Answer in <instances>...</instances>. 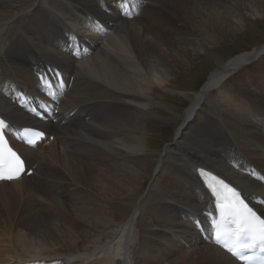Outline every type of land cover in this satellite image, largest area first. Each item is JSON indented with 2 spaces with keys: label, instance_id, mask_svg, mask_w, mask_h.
<instances>
[{
  "label": "bare ground",
  "instance_id": "bare-ground-1",
  "mask_svg": "<svg viewBox=\"0 0 264 264\" xmlns=\"http://www.w3.org/2000/svg\"><path fill=\"white\" fill-rule=\"evenodd\" d=\"M54 1L73 17H60L44 0H0V117L11 133L29 126L41 129L47 136L41 144L48 143L45 151L54 155L40 169L42 145L13 144L15 137H9L33 173L0 184V264H235L211 241L215 202L206 196L196 170L235 187L264 216V80L249 79L247 87L237 90L226 86L234 73L264 55V44L210 73L173 144L160 156L156 189L149 197L135 202L130 182L143 161L147 96L188 63V50L175 51L170 37L196 57L203 43L230 38L246 12L262 19L264 3L112 0L110 6L108 0ZM165 4L177 12H164ZM38 7L46 8L43 18L33 9ZM35 20L44 21L42 30H34ZM148 36L164 49L147 42ZM45 45L50 55L37 49ZM171 52L178 62L167 55ZM55 71L67 83L65 94L55 84ZM149 72L160 79L149 80ZM42 103L53 105L59 115L37 120L31 111ZM204 104L211 105L206 114L200 111ZM192 118L211 135V145L199 127L190 125ZM37 192L53 204L60 201L58 209L43 210L34 200ZM144 229H154L158 236L152 240Z\"/></svg>",
  "mask_w": 264,
  "mask_h": 264
},
{
  "label": "rangeland",
  "instance_id": "rangeland-1",
  "mask_svg": "<svg viewBox=\"0 0 264 264\" xmlns=\"http://www.w3.org/2000/svg\"><path fill=\"white\" fill-rule=\"evenodd\" d=\"M25 1L29 3L39 0H25ZM44 1L47 4L46 8L47 7L55 8V12L60 17H65V18L73 17L72 12L66 9L64 10V8L60 9L59 7L55 6L54 0H52V2L50 0H44ZM260 1L264 3V0H260ZM107 2L109 3L110 6L112 5L114 6L112 0H108ZM75 6L78 7L77 5ZM91 7H94V5L91 4ZM155 7L158 8L159 5ZM46 8L44 10H42L39 7L33 9L38 13H40L41 17L43 18ZM161 8H162L161 10H163L164 12L165 9L166 10L169 9L175 13L177 12L176 8H170L169 5L166 4L164 7L162 6ZM246 14L247 12L244 14L245 17L244 16H243L244 18L242 17L239 29L235 33H233L230 38H227L224 41H220L212 45L211 44L206 45V43H203L205 46L200 51H198V55L196 57L192 56L194 55V53L190 52L189 48H187L185 44L183 45V43L177 41L178 38L171 36L169 39L170 41L167 39L170 45L175 43V45H172L175 51L176 49L178 50L183 49L184 51L188 50L189 53L184 55L186 56L188 63L183 62L182 66H180V69L177 70L172 77L165 79L162 86L160 87L154 86L147 96V99L150 102V106L147 108V112L144 115V125H145V129L143 132L144 142L142 144L143 147L141 151V156L143 161L142 164L140 165V169L134 173V176H132L130 182V186H131L130 190L133 188L135 189V191L131 194V197L135 202H142L145 197H149L148 194L152 193L156 189V186L154 185L158 179L156 177L158 172L157 168L159 164V159L161 158L160 156H162L161 154H163L164 149L166 147H168L170 144H173L172 142L174 141L175 138V132L179 129L183 119L185 118L186 110L192 105L194 99L200 92V88L202 87L203 83L207 80L210 73H212L213 70L219 68L220 66L225 65L235 56L247 52L261 44H264V16L262 19H259L252 16L251 14H247V15ZM31 19H32L31 14H29L27 16V20L31 21ZM81 20L86 21V17H83ZM75 22H78V19ZM44 26H45L44 21L35 20V24L33 28L35 31H37V30H42ZM99 26L100 28H103V26L101 25ZM177 26L180 25L177 24ZM108 32L107 34H111L110 31ZM49 36L51 35L49 34ZM145 40L151 44H156L160 46V48L164 49V47L160 45L159 41L152 36H148ZM6 42L7 40L3 41L2 43L5 44ZM42 45L44 44L42 43ZM177 46H179V48ZM37 49L39 50L43 49L47 55H50V52H47V50L50 49V47H48L47 45L43 46V48L41 47ZM174 53L175 52H171L170 54L167 53V55L169 57L172 56L173 58L176 59V62H178V59L175 56L176 54L174 55ZM149 73H148L149 80L152 81L155 79L158 80L160 79L159 74L152 72L153 74L151 73V75H149ZM249 79L260 80V81L264 80V55H262V57L257 61L251 63L250 65L234 73L227 80L226 86L227 88L234 90H237L240 87H244V86L247 87ZM210 94L212 97H216L217 93L213 91ZM210 106H211L210 104H204L203 107L200 109L201 113L204 114L208 113L211 110ZM190 122H191L190 125H193V128L199 127V130L201 129L202 131L201 134L203 136V139L205 138L208 141V145H211L210 142L212 143L214 142L211 135L205 133V131L202 130L204 126L201 127L200 126L201 124L196 123V119L192 118ZM226 128L232 140L234 141V137L231 131L228 129L227 125ZM201 142L203 143L202 140ZM217 144L218 143H215V145ZM48 145L49 144H47L46 146L42 145L41 147H39V149L44 151L43 152L44 154L40 156L42 157V159L44 158L41 161L42 163L40 164V169L41 166L46 162L47 158L48 157L51 158V156L53 155L51 151H45L46 150L45 148ZM47 148H49V146ZM55 149L56 147L54 148L53 146V150ZM77 158L81 159L80 157ZM54 160H53V165L55 163ZM128 172H130V170H128ZM57 174L55 173V175ZM158 177L160 178L162 177V175H159ZM34 190L36 192V188H34ZM37 193H36L37 196H35L34 200L36 201V203L40 204L43 207V210L50 212L51 210L53 211V209L54 211L58 209L60 201H56L57 203L54 204H58V205H54L51 202V199ZM115 214L118 213L115 212ZM115 214H114V219L116 220V222L121 223L123 221V218L119 214L118 215ZM186 221L187 219L185 220V224L191 227L190 225L191 221L190 222L188 221L186 222ZM156 228L158 227H156L155 225L154 229ZM154 229L153 232H150L148 229L147 231L146 229H144V234L151 236V239L153 240L158 236V233H156ZM152 244H154L155 247L158 246V244L156 243H152ZM55 259L57 258H54L53 260ZM40 260H44V259L42 258ZM79 261L81 263L83 262L81 260ZM91 263L92 262H90V264Z\"/></svg>",
  "mask_w": 264,
  "mask_h": 264
},
{
  "label": "snow or ice",
  "instance_id": "snow-or-ice-1",
  "mask_svg": "<svg viewBox=\"0 0 264 264\" xmlns=\"http://www.w3.org/2000/svg\"><path fill=\"white\" fill-rule=\"evenodd\" d=\"M117 2L122 3V0ZM6 127L5 121L0 119V181H12L20 179L25 174L31 175L25 170L24 160L10 146L7 149L8 156H5L2 145L7 143L4 136ZM40 135L43 138V133ZM28 143L31 144L32 141ZM198 175L214 198L215 208L219 214L220 222H212L216 230L215 243L242 261L252 259L251 256L245 255L247 252L254 253L257 249L264 252V218L253 211L242 199L239 191L223 179L203 169ZM209 175L211 182L207 179ZM197 223L199 224V221Z\"/></svg>",
  "mask_w": 264,
  "mask_h": 264
}]
</instances>
